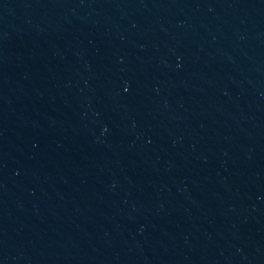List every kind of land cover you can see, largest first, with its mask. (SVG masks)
I'll return each instance as SVG.
<instances>
[{"label":"water","instance_id":"95a60500","mask_svg":"<svg viewBox=\"0 0 264 264\" xmlns=\"http://www.w3.org/2000/svg\"><path fill=\"white\" fill-rule=\"evenodd\" d=\"M0 264H264V0H0Z\"/></svg>","mask_w":264,"mask_h":264}]
</instances>
